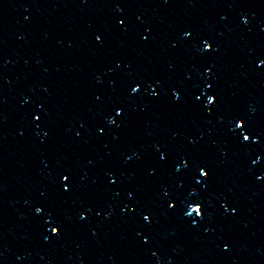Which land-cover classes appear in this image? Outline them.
Here are the masks:
<instances>
[{"label": "snow or ice", "instance_id": "snow-or-ice-1", "mask_svg": "<svg viewBox=\"0 0 264 264\" xmlns=\"http://www.w3.org/2000/svg\"><path fill=\"white\" fill-rule=\"evenodd\" d=\"M245 138H247V137H245Z\"/></svg>", "mask_w": 264, "mask_h": 264}]
</instances>
